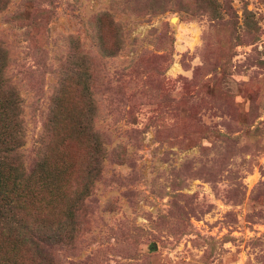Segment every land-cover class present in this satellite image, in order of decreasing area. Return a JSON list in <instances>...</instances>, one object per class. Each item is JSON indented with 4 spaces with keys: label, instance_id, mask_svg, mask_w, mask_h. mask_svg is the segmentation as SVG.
Returning <instances> with one entry per match:
<instances>
[{
    "label": "rangeland",
    "instance_id": "rangeland-1",
    "mask_svg": "<svg viewBox=\"0 0 264 264\" xmlns=\"http://www.w3.org/2000/svg\"><path fill=\"white\" fill-rule=\"evenodd\" d=\"M0 49L1 231L71 208L51 264H264V0H0Z\"/></svg>",
    "mask_w": 264,
    "mask_h": 264
},
{
    "label": "trees",
    "instance_id": "trees-1",
    "mask_svg": "<svg viewBox=\"0 0 264 264\" xmlns=\"http://www.w3.org/2000/svg\"><path fill=\"white\" fill-rule=\"evenodd\" d=\"M96 24L104 19V16L95 15L93 17ZM93 22V24H94ZM98 36V34H97ZM5 57L3 51L0 49V208H6L8 203L7 194L11 198V192H7L6 189L2 191V185L5 182L6 177H11L15 182L17 179V173L20 172L18 165L10 155H13V151L17 146L18 138V123H13L16 115L19 100L13 91V88L6 84V80L3 76ZM10 117V123H13L14 128L9 130L6 127V121ZM92 155L91 165L85 171L87 175L97 168L99 157ZM87 184H83L82 189ZM24 184L21 185L23 189ZM81 189V190H82ZM22 204L20 197L16 204ZM15 204V205H16ZM5 205V206H4ZM72 210L68 209V219L63 218L66 224H62L59 220L57 222L45 223L41 222L37 230H32L27 236H24L23 241L22 234L17 231L13 236L10 233H5L0 230V264H51V258L49 256V248L56 242L68 239L73 234L74 221L72 218ZM1 216V214H0ZM41 226V227H40ZM62 229H67L63 232ZM12 241V242H10Z\"/></svg>",
    "mask_w": 264,
    "mask_h": 264
}]
</instances>
